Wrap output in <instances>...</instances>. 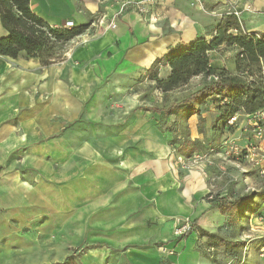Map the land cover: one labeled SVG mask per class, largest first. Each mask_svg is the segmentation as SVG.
I'll list each match as a JSON object with an SVG mask.
<instances>
[{
  "label": "crops",
  "instance_id": "0c3cea01",
  "mask_svg": "<svg viewBox=\"0 0 264 264\" xmlns=\"http://www.w3.org/2000/svg\"><path fill=\"white\" fill-rule=\"evenodd\" d=\"M126 1L142 0H29L48 25L86 29L47 66L24 51L0 54V211L9 210L0 224L7 232L10 216L29 212L42 229L33 232L35 248L75 249L76 264H209L197 231L215 230L221 213L210 207L203 168L176 162L162 129L167 119L147 108L122 112L114 97L169 47L210 38L233 7L155 0L140 12ZM248 1L250 11L244 1L236 5L241 30L264 35V0ZM7 33L0 21V38ZM225 56L209 61L227 68ZM159 69L162 77L169 72ZM180 217L190 220L187 236L174 234Z\"/></svg>",
  "mask_w": 264,
  "mask_h": 264
},
{
  "label": "rangeland",
  "instance_id": "374dc122",
  "mask_svg": "<svg viewBox=\"0 0 264 264\" xmlns=\"http://www.w3.org/2000/svg\"><path fill=\"white\" fill-rule=\"evenodd\" d=\"M199 3L200 9L205 10L202 0ZM229 32L235 31L229 30ZM61 49L59 47V53ZM237 51L232 46L221 45L213 49L209 55L211 59H214V56L220 58L225 54L222 61V65L227 67L224 68L225 71L231 75H240L241 67L239 68ZM159 66L153 68L151 72L141 74L133 84L128 86L125 93H118L117 97H114V101H117L115 107L122 112H130L129 114L137 115L139 112L144 114L146 108L152 109L159 105L176 102L203 82L216 78V75L194 76L187 84L162 92L152 78L154 74L162 77ZM198 106L199 112L196 114L158 113V116L151 110L154 117L167 119L163 120L162 129L168 132V146L176 162L188 169L198 170L199 166L202 167L204 173H200L211 188L215 200L225 195L228 198L244 194L251 195L250 200L236 211L230 209L222 213L218 209L221 216L215 230L211 231L216 237L204 236L198 229L197 236L201 240L198 246L204 249L205 258L210 261L209 264H264V258L260 255V248L264 244V209L261 206L264 200V177H261L250 163L224 156L221 149L228 137L240 135L239 128L243 125V117H239V125L236 129L227 130L220 111L211 100H204ZM134 110L137 112L133 113ZM184 139L190 140L184 142ZM193 140L195 142L192 144ZM228 189L232 192L228 193ZM8 212V209L2 208L0 214L6 215ZM9 218L10 229H7V232L4 225L0 224V233L5 232L0 236V264H40V262L49 261L54 264H65L64 256L70 252L73 258L68 259L69 262L72 260L69 264H76L78 254L75 249L70 248L68 251L60 252L56 250L51 254L40 253L37 250L36 242L39 236L33 232L42 229H39V220L31 218L29 212L25 213L23 219L15 216ZM187 221L188 219L181 217L177 219L175 236L180 235L177 229ZM187 234L188 232H185L181 235L187 236ZM9 241L12 243L6 246ZM211 241L216 244L211 246L209 244Z\"/></svg>",
  "mask_w": 264,
  "mask_h": 264
},
{
  "label": "trees",
  "instance_id": "16d2710c",
  "mask_svg": "<svg viewBox=\"0 0 264 264\" xmlns=\"http://www.w3.org/2000/svg\"><path fill=\"white\" fill-rule=\"evenodd\" d=\"M0 21L8 31L5 37L0 38V54L15 58L19 52L24 51L28 56L38 58L43 66L60 59L59 47L62 48L64 43L86 29L85 25L76 27L48 25L31 11L29 0H0ZM232 29L237 31L236 34L229 32ZM221 45L232 46L238 50L236 56L240 64L239 68L241 67L240 75H231L224 67L210 63L209 53ZM159 65L169 68L165 77L152 75L162 92L181 87L194 76L216 75V78L203 82L176 102L152 108L155 113L196 114L199 112L198 104L209 99L220 111L224 127L233 130V127L227 123L231 116L237 113L240 117L264 107L261 87L264 35L256 37L255 34L243 33L238 18L232 12L221 15L209 39L197 37L190 42H179L169 47L168 52L157 58L148 71L151 72ZM189 140L184 139V142ZM194 142L195 140L191 141L192 144ZM227 192L231 193L232 190L228 189ZM250 197L249 194L234 198L225 195L218 200L213 199L210 207L217 208L222 213L230 209L236 211L245 205ZM263 203L264 200L261 206ZM199 230L204 236L216 237L202 228ZM209 244L214 246L216 242L211 241Z\"/></svg>",
  "mask_w": 264,
  "mask_h": 264
},
{
  "label": "built area",
  "instance_id": "2783aa9c",
  "mask_svg": "<svg viewBox=\"0 0 264 264\" xmlns=\"http://www.w3.org/2000/svg\"><path fill=\"white\" fill-rule=\"evenodd\" d=\"M154 2L155 0H142L139 2L126 1L124 5L131 4L140 12H145V2ZM229 2L233 9L232 13L238 18L242 10H251V4L248 0H226ZM244 1L241 9L237 8V3ZM200 1L194 0V4L197 7H201ZM65 27L72 26V21H67ZM111 28L115 27L113 22L109 25ZM259 37L258 35H255ZM261 87L264 98V67L261 70ZM243 125L240 127V135L237 137H228L221 146L222 154L228 158L241 159L242 161L250 163L258 171L261 177H264V107L256 110L251 114H245L242 116ZM239 114L231 116L227 123L236 129L238 127ZM264 209V203H263ZM190 229V221L188 220L185 224H182L177 232L183 234ZM260 255L264 258V244L260 248Z\"/></svg>",
  "mask_w": 264,
  "mask_h": 264
}]
</instances>
